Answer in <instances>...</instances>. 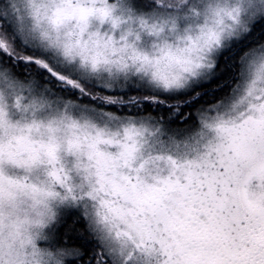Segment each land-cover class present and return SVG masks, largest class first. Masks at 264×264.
Returning <instances> with one entry per match:
<instances>
[{"label":"snow or ice","instance_id":"obj_1","mask_svg":"<svg viewBox=\"0 0 264 264\" xmlns=\"http://www.w3.org/2000/svg\"><path fill=\"white\" fill-rule=\"evenodd\" d=\"M143 6L187 9L184 27L126 20L109 0H0V229L5 204L32 206L23 257L0 244V264H264V198L250 194L264 187V0ZM223 71L242 95L196 113L202 150L153 155L165 138L188 148L175 135L191 120L170 131L124 98Z\"/></svg>","mask_w":264,"mask_h":264},{"label":"trees","instance_id":"obj_2","mask_svg":"<svg viewBox=\"0 0 264 264\" xmlns=\"http://www.w3.org/2000/svg\"><path fill=\"white\" fill-rule=\"evenodd\" d=\"M239 76L238 74L227 71L215 74L210 81L203 83L190 92L178 94L159 93L156 102L143 101L142 97L136 96L129 100L124 98V105L131 110L132 106L142 108L145 103L152 105V112L141 113L142 115H153L159 119L161 124L166 126L170 131L177 127L183 118L191 120L187 130L198 128L196 113L208 109L209 106L220 103L225 100L235 86ZM87 87H100L101 85L87 84ZM108 91L125 92L126 89H108ZM97 104H103L102 100L96 99ZM120 107V106H118ZM118 115H128V111L119 112Z\"/></svg>","mask_w":264,"mask_h":264},{"label":"rangeland","instance_id":"obj_3","mask_svg":"<svg viewBox=\"0 0 264 264\" xmlns=\"http://www.w3.org/2000/svg\"><path fill=\"white\" fill-rule=\"evenodd\" d=\"M109 3L115 4V14L125 17L127 20L128 17H132L133 20L137 16H144L148 19H161V18H167L169 16H176L178 18V25L182 29L184 27V22L181 17H183L187 11L185 8H175V9H169V8H146L143 6V0H109ZM95 21H93V27L95 26ZM128 27V24H122L121 30ZM110 29V25L105 24L102 28L103 31H108ZM118 34V32H117ZM151 44V38L148 36H141V40L139 42V46L144 48L145 50H148L150 48ZM215 76V74H204L200 77L194 78L188 82L187 85H185L181 89H173L170 91H160L159 93H167V94H178L183 92H190L199 85L206 83L210 81ZM103 86V85H101ZM242 82L240 77L238 78L235 86L232 88L230 94L227 96V98L220 103L215 104L218 106V110L221 112H224L225 114L229 113L232 104H234L240 95H242ZM116 89V88H115ZM117 89H126L124 87H118ZM212 106V105H211ZM209 106L208 108H210ZM15 119V116H13ZM198 121V119H197ZM199 129V121H198V128L195 129H189L183 132H177L175 135V139L179 144H184L187 142L189 145L188 148L185 149H178L174 146L167 143V138H165V143L162 146H156L152 150V154H167L172 155L174 158L184 159V158H192L196 151H201L202 147L201 145L195 144L193 140V133ZM192 148H195V151L191 150ZM147 152H145V156H147ZM42 243V242H38Z\"/></svg>","mask_w":264,"mask_h":264},{"label":"clouds","instance_id":"obj_4","mask_svg":"<svg viewBox=\"0 0 264 264\" xmlns=\"http://www.w3.org/2000/svg\"><path fill=\"white\" fill-rule=\"evenodd\" d=\"M251 195L256 198H264V187L258 183L251 190ZM26 207L22 211L10 209L5 204L3 210V227L0 229V244L3 245L5 253L11 252L12 256L19 254L23 257L24 240L31 230L28 218L32 212V206L27 199L23 200Z\"/></svg>","mask_w":264,"mask_h":264}]
</instances>
